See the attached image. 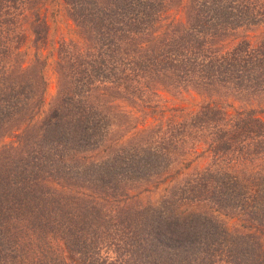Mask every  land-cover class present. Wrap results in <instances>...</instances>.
Here are the masks:
<instances>
[{
  "label": "trees",
  "instance_id": "16d2710c",
  "mask_svg": "<svg viewBox=\"0 0 264 264\" xmlns=\"http://www.w3.org/2000/svg\"><path fill=\"white\" fill-rule=\"evenodd\" d=\"M61 1L80 40H60L57 95L15 133L44 103L50 28L45 0H0V138L17 140L0 148V264H264V0ZM120 103L156 123L122 140ZM193 150L209 162L189 173Z\"/></svg>",
  "mask_w": 264,
  "mask_h": 264
},
{
  "label": "rangeland",
  "instance_id": "374dc122",
  "mask_svg": "<svg viewBox=\"0 0 264 264\" xmlns=\"http://www.w3.org/2000/svg\"><path fill=\"white\" fill-rule=\"evenodd\" d=\"M41 11L46 15L50 28L47 43L43 46H39V48L36 50V54H38L42 58H45L46 60V64L43 68V74L46 80L44 103L39 113L36 114L34 119L31 122H28V124H22L18 130L14 131L15 133L25 128L26 125H31L38 122L43 117L46 110L48 109L49 104L53 101V99L57 95L59 80L56 72V49L60 40L62 39L77 40V41L80 40L73 23L66 15L65 8L61 0H45V4L42 5ZM24 26L27 28L26 29L27 38L21 48V52H22L23 64L28 65L34 59L35 49L31 45L32 35L31 32L29 31V25L24 24ZM232 39L234 40L235 38ZM159 96L161 102L162 103L166 102L167 106L170 105L189 106L200 103V101H202L200 95L191 91L182 92L180 94H176L175 96H171V94H169L166 91H161ZM121 102H123L125 105L128 104L124 101ZM123 103H120V105L124 110L126 109V111L130 113L131 121L129 123V128H127V131L125 130L126 135L122 140L130 138L134 134L142 130L143 128H148L156 123L155 118L154 117L152 118L151 116L146 114L145 109L143 110L142 108H140L141 106L137 104L125 106ZM232 103L235 105V102ZM261 116L264 117V113H262ZM15 133L0 138V148H2L3 146L16 145L17 140L15 137ZM184 156H185L184 162L188 163V165L186 166V168L188 169H186V171L188 170L189 173L192 172V170L200 169L206 166L209 162V155H207V153L205 152L202 154V153H198V151L196 150H193V153L188 152ZM184 162L182 164H184ZM174 168L175 165L173 169L170 171V173H174ZM177 179L178 177L176 174V175H172L169 178V181L165 180L164 183L162 182L161 184L156 182V180H154L149 184L142 185L139 188L135 189V191L133 192L134 198H132L129 202H133L137 200L143 202L144 201L157 202L163 196L166 186L168 187L169 184H172ZM221 218L229 227L236 226L239 228H243V226L239 225L240 222L236 218H230L223 215H221ZM55 247L59 250L60 253H62L63 256H67V261L69 263L72 262L73 259H75V256H73L70 252H68V250L60 240L55 241Z\"/></svg>",
  "mask_w": 264,
  "mask_h": 264
}]
</instances>
